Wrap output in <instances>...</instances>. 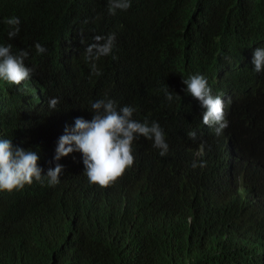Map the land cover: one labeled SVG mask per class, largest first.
I'll return each mask as SVG.
<instances>
[{"label":"trees","instance_id":"trees-1","mask_svg":"<svg viewBox=\"0 0 264 264\" xmlns=\"http://www.w3.org/2000/svg\"><path fill=\"white\" fill-rule=\"evenodd\" d=\"M69 8L70 0H0V45L27 51L34 69L20 86L0 80V139L37 151L45 175L63 166L55 186L0 191V264H264V72L244 62L264 48V0H164L138 20L127 15L117 48L135 59L133 70L109 55L96 61L99 76L71 44ZM11 17L21 23L9 39ZM231 56L242 68L228 86L235 100L226 136L190 139L191 152L171 135L163 157L134 141L133 166L107 188L88 181L81 153L55 161L62 116L91 120V103L112 99L161 126L173 103L163 89L171 93L176 72ZM189 112H179L180 125L189 126ZM227 138L228 151L219 141Z\"/></svg>","mask_w":264,"mask_h":264},{"label":"clouds","instance_id":"clouds-1","mask_svg":"<svg viewBox=\"0 0 264 264\" xmlns=\"http://www.w3.org/2000/svg\"><path fill=\"white\" fill-rule=\"evenodd\" d=\"M163 3L164 0H70L68 35L79 60L89 62L91 75H102L96 61L109 55L122 70L131 74L135 59L117 48L127 26L126 16L138 20L160 9ZM4 22L9 26V39L17 36L20 19L11 17ZM84 40L89 41L86 48L82 45ZM35 49L37 54L46 52L39 43ZM28 55L25 50L13 54L11 45H0V80L20 86L31 79L34 69L25 64ZM248 61L256 73L264 72L263 46L253 48L244 62ZM113 67L115 70L116 66ZM241 68L242 63L231 56L219 67H214L207 59L198 71L185 74L177 71L171 78V93L167 87L163 89L166 99L169 102L173 100V103L168 121L161 126L155 121L150 124L147 118L143 122L135 120V108L126 105L118 109L112 99L92 102L89 110L93 113L91 120L75 115L63 123L62 116L57 122L61 127L56 132L60 137L54 159L58 162L74 152L81 153L88 181L107 188L123 178L133 166L134 141V148L141 141L149 142L156 156L160 154L163 157L171 147L170 136L175 135V145L194 152L191 140L226 136L227 120L235 100L228 86L234 83L231 79L238 77ZM58 103L57 98L48 101L51 109H56ZM186 109H190L189 126L186 123L180 125L177 118L179 112ZM183 128L186 130H181ZM219 141L225 143L227 151L232 149L233 143L229 138ZM26 146H16L12 139H0V191L16 194L37 183L48 188L60 182L63 166L57 163L55 168L50 167L47 174H43L38 152L26 150ZM197 166L203 168L206 164L193 162L192 167Z\"/></svg>","mask_w":264,"mask_h":264}]
</instances>
